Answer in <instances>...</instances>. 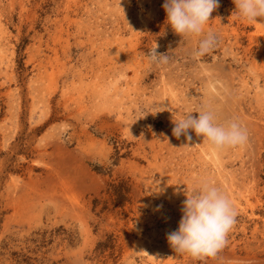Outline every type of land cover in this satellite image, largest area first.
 I'll return each mask as SVG.
<instances>
[{
	"label": "rangeland",
	"instance_id": "374dc122",
	"mask_svg": "<svg viewBox=\"0 0 264 264\" xmlns=\"http://www.w3.org/2000/svg\"><path fill=\"white\" fill-rule=\"evenodd\" d=\"M162 4L0 0V264H264V18L219 0L205 25L216 45L193 59L197 37ZM155 43L166 64L150 63ZM205 105L247 141L172 134ZM120 180L123 204L109 193ZM201 181L236 217L216 255L193 257L166 236Z\"/></svg>",
	"mask_w": 264,
	"mask_h": 264
},
{
	"label": "clouds",
	"instance_id": "9594fccd",
	"mask_svg": "<svg viewBox=\"0 0 264 264\" xmlns=\"http://www.w3.org/2000/svg\"><path fill=\"white\" fill-rule=\"evenodd\" d=\"M218 2L219 0H163L165 23L180 36L197 37L190 51L193 59L209 53L216 45V34L210 29L206 30L205 25ZM233 3V12L243 20L256 21L257 17L264 18V0H233ZM157 47L155 43L147 52L150 63L166 64L169 56L167 53L157 52ZM193 111L198 115H190ZM173 121L172 134L176 137L183 134L187 141L192 139L189 129L218 148L241 145L248 139L247 129L238 119L229 118L220 122L215 111L207 105L187 111ZM158 184L159 180L155 181V187L151 191H162ZM182 191L186 197L181 202L182 215L177 228L166 236L169 246L176 252L193 257L216 255L224 246L226 235L235 223L236 212L231 201L211 181H201Z\"/></svg>",
	"mask_w": 264,
	"mask_h": 264
},
{
	"label": "trees",
	"instance_id": "16d2710c",
	"mask_svg": "<svg viewBox=\"0 0 264 264\" xmlns=\"http://www.w3.org/2000/svg\"><path fill=\"white\" fill-rule=\"evenodd\" d=\"M109 193L113 196L114 203L123 204L127 198L128 194V186L126 185V181L120 180L117 183H110L109 184Z\"/></svg>",
	"mask_w": 264,
	"mask_h": 264
}]
</instances>
